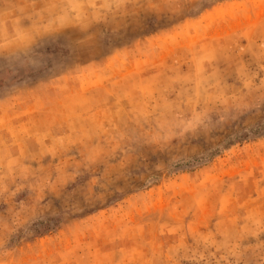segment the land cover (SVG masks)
I'll list each match as a JSON object with an SVG mask.
<instances>
[{"label":"rangeland","instance_id":"rangeland-1","mask_svg":"<svg viewBox=\"0 0 264 264\" xmlns=\"http://www.w3.org/2000/svg\"><path fill=\"white\" fill-rule=\"evenodd\" d=\"M0 264H264V0H0Z\"/></svg>","mask_w":264,"mask_h":264}]
</instances>
